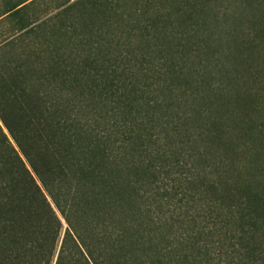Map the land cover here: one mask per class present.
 Returning a JSON list of instances; mask_svg holds the SVG:
<instances>
[{"label":"trees","instance_id":"16d2710c","mask_svg":"<svg viewBox=\"0 0 264 264\" xmlns=\"http://www.w3.org/2000/svg\"><path fill=\"white\" fill-rule=\"evenodd\" d=\"M0 264H264V0H0Z\"/></svg>","mask_w":264,"mask_h":264},{"label":"rangeland","instance_id":"374dc122","mask_svg":"<svg viewBox=\"0 0 264 264\" xmlns=\"http://www.w3.org/2000/svg\"><path fill=\"white\" fill-rule=\"evenodd\" d=\"M49 3L43 2L41 5H39V7L36 9V13L37 14H41L48 6ZM58 10H52L50 11L47 15H53L54 13H56Z\"/></svg>","mask_w":264,"mask_h":264}]
</instances>
